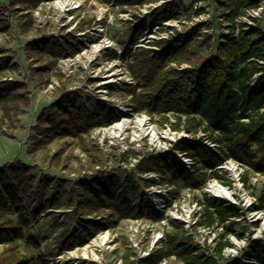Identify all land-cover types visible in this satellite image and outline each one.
Instances as JSON below:
<instances>
[{
    "label": "rangeland",
    "instance_id": "obj_1",
    "mask_svg": "<svg viewBox=\"0 0 264 264\" xmlns=\"http://www.w3.org/2000/svg\"><path fill=\"white\" fill-rule=\"evenodd\" d=\"M59 1L61 0H43L37 8L21 9L16 15L9 10L6 11V17L11 22V33L0 32V59L9 58L15 68L4 71L0 76V83L10 81L26 83L29 87L31 105L12 121L8 117L4 118L0 109V170L16 163L27 164L38 179L37 187L42 186L41 181L47 179L51 183L52 191L80 190L86 179L100 173L126 172L130 175L148 152L173 151L181 159L177 166L181 165L185 170L192 171L193 162L187 161L188 158L180 151V145L193 137L202 136L201 133H211L212 129L207 123H203L189 133L185 128L184 116L181 128L174 130L177 119L173 114L138 113L128 87L136 86L140 91L143 83L136 79L130 70L131 55L123 59L133 31L142 27L144 23H147V29L133 46L134 50L138 46L153 49L155 46H150L151 43L160 37L183 33L181 31L183 25L178 21L180 16L178 6L169 3L166 4L168 6L159 7L157 4L159 1L131 7L124 5L123 0H70L71 8L65 11L56 4ZM9 2L10 0H0V6H7ZM171 10L177 12L176 20L167 18ZM27 18L33 19V28L28 35H23L19 22ZM262 25L264 30V23ZM189 33L191 32H185L184 37ZM199 35L197 34L191 41L192 50L195 54L204 55L211 49L212 44L203 41ZM53 38L64 47V52L60 56L44 55L40 60L38 57L29 58L27 51L29 42ZM99 45L105 47L95 51ZM173 67L177 68L176 65ZM186 68H188L186 64L180 67ZM37 69L39 71H36ZM64 91H80L86 99L100 101L109 112L118 115L120 119L122 116L118 109L124 108L129 112L133 123L122 137L117 138L104 134L103 129L111 125L95 128L86 136L89 146L97 147L96 150H91L90 154L83 152L78 146V140L73 138H58L47 146H35L40 114L43 111L50 112ZM165 115L169 121L164 119ZM144 116L152 122L156 131L171 134L172 140L167 146L157 149L151 144L149 137L141 135L135 122ZM198 118L201 119L200 116ZM251 151L256 168H250L233 158H222L223 161L215 168V171L226 175L232 182L230 188L236 189L237 184L234 178L222 169V164L229 160L236 163L239 180L243 175L249 178L250 182L246 187L240 181L239 192L233 203L217 202L207 192L208 186L217 180L214 177L208 179L205 186L195 188L186 186L183 182L172 185L164 181L166 172L145 175L135 172L140 200L144 201V206L152 209L157 220L145 216L138 218L139 220L124 219L115 227L106 228L105 222L110 214L108 210L98 216L78 217L72 215L70 213L72 209L66 205L43 211L42 205L48 199L43 203L38 199L34 209L40 212V215L33 219L30 227L25 230L37 240V245L23 239L20 242V250L24 254L31 252L36 258L45 259L50 264H124L123 256L126 252H131L132 260L138 262L163 246L162 241L166 234L175 232L171 220H176L184 227V234L181 236L191 237L194 243L199 244L202 248L199 253L212 255L221 234L226 232L232 223L220 227L215 225L212 228L200 224L206 193L219 204L237 207L240 217L235 219L237 224L233 226V231L238 234H242L243 231L245 233L242 238H238L229 232L226 238L232 246L224 250L220 264L232 263L234 259H241L242 264H256L251 249L257 244L264 249V232L260 234L264 227L263 220H260L264 216V207L260 210L255 209L258 196L264 189V143L254 144ZM135 153L140 155L135 156ZM95 158L100 159L101 163H95ZM211 173L212 171H209V174ZM143 179L154 184L146 185ZM185 214H190L186 222L175 218V215L183 217ZM56 219H60L64 227H59ZM88 219L98 221L104 228L87 245L73 250L66 249L62 239L63 233L68 231L74 235L80 223ZM102 236H107L106 242L91 248L92 253L90 249L91 257L95 254L97 259L85 260L81 256V250ZM3 248L4 246H1L0 251ZM75 252L78 253L77 257L73 254ZM157 264L184 263L171 256L165 257Z\"/></svg>",
    "mask_w": 264,
    "mask_h": 264
},
{
    "label": "trees",
    "instance_id": "obj_2",
    "mask_svg": "<svg viewBox=\"0 0 264 264\" xmlns=\"http://www.w3.org/2000/svg\"><path fill=\"white\" fill-rule=\"evenodd\" d=\"M158 1L123 0V4L133 7ZM42 2L43 0H10L7 6H0V32L11 33V22L6 17V11L16 15L19 10L37 8ZM221 4L231 9L224 17L235 23L236 18L246 9L256 6L257 2L222 0ZM164 6L168 5L161 7ZM176 17L173 10L167 14V18ZM19 27L23 35H28L33 28V19L21 20ZM146 29L147 23H144L133 31L123 55V59L131 55L130 70L143 83L140 91L136 86H129L130 95L134 98L138 113L173 114L177 119L174 130L181 128L184 116L185 128L189 133L203 123L208 124L212 129L211 133L205 132L204 137H193L180 145V151L193 162L192 171L185 170L181 165L177 166L181 159L173 151L148 152L130 175L126 172L100 173L86 179L80 190L52 191L47 179L41 181L42 186L37 187L38 179L27 164L10 165L0 170V247L4 246L0 251V264H50L45 259L36 258L31 252L24 254L20 250L23 239L37 245V240L25 230L40 215L34 209L38 199L41 203L48 199L42 205L43 211L66 205L72 209L70 213L78 217L98 216L108 210L110 214L105 227L113 228L124 219L145 216L157 220L152 209L144 206V201L140 200L136 173L145 175L166 172L164 181L172 185L183 182L186 186L195 188L205 186L208 179L214 177L223 185L232 187V182L226 175L215 171L223 161L222 158H233L250 168H256L251 148L254 144L264 143V65L257 62L264 61V30L253 27L247 33L241 31L238 36L220 34L217 38L219 42H212L211 37H206L203 41L210 42L212 47L206 54L199 55L193 52L191 42L197 35V30L189 33V37H184V33H174L169 38L153 41L150 46L162 48L161 51L139 46L134 50L133 46ZM27 51L29 58L38 57L40 60L44 55L60 56L64 47L53 38L29 42ZM185 64L188 68L180 69ZM14 68L15 65L11 64L9 58L0 59V76L4 71ZM30 105L31 98L26 83H0V109L4 118L8 117L12 121ZM49 111H43L38 118L34 141L37 147L47 146L58 138H73L78 140V146L83 152L90 154L97 147L89 146L86 136L95 128L112 125L120 120L118 115L109 112L100 101L86 99L80 91H64L58 103ZM164 119L169 121L166 115ZM205 140L217 144L216 150L211 149ZM139 155L135 153V156ZM94 162L101 163L98 158ZM209 171L212 173L209 174ZM143 181L146 185L154 184L147 179ZM240 181L245 187L250 182L247 175L241 176ZM257 200L255 209L260 210L264 207V189ZM239 217L235 205L224 206L204 193V211L200 224L212 228L232 223L221 234L214 254L199 253L201 246L194 243L191 237L181 236L184 234L183 225L171 220L175 232L166 234L160 249L138 262L132 260L131 252H126L123 263L157 264L165 257L175 256L184 264H220L224 250L232 246L226 238L229 232L238 238L245 234L244 231L242 234L233 231V226L237 224L235 219ZM56 222L59 227H64L60 219H56ZM103 228L98 221L88 219L80 223L74 235L65 231L62 235L63 244L68 250L83 247ZM251 250L257 264H264L263 247L257 244ZM227 264H242V260L234 259Z\"/></svg>",
    "mask_w": 264,
    "mask_h": 264
},
{
    "label": "built area",
    "instance_id": "obj_3",
    "mask_svg": "<svg viewBox=\"0 0 264 264\" xmlns=\"http://www.w3.org/2000/svg\"><path fill=\"white\" fill-rule=\"evenodd\" d=\"M185 1L186 0H159V2L157 3L159 4V7L169 3L178 6L180 13L178 21L180 25H183V30H181L183 31V33L197 30V34H200V38L204 39V37L210 36L212 42H219L220 40H218L217 38L220 34H235L236 36H238L241 31L247 33L253 27H260L263 29L262 24L264 23V0H249L257 2V5L252 8L246 9L238 18H236L235 23L227 20L224 17L225 14H229L231 12V9L228 7H223V5L221 4L222 0ZM168 19L176 20L177 17ZM262 21L263 23L261 24ZM212 25H214V28H212ZM169 36L170 35H166L160 37V39L169 38ZM153 49L156 52L162 50V48L158 47H154ZM257 62L261 65H264V61ZM201 134L202 136H199L200 138L205 136L204 133ZM205 142L213 150H216V148L218 147L217 144L211 143L208 140H205ZM187 161L191 162V159L188 158ZM183 162L186 163V161Z\"/></svg>",
    "mask_w": 264,
    "mask_h": 264
},
{
    "label": "bare ground",
    "instance_id": "obj_4",
    "mask_svg": "<svg viewBox=\"0 0 264 264\" xmlns=\"http://www.w3.org/2000/svg\"><path fill=\"white\" fill-rule=\"evenodd\" d=\"M60 8L65 9V11H68L69 8H71L70 0H61L56 3ZM102 45H99L96 47L95 51H100L103 49ZM109 83V82H106ZM119 113L121 114L122 118L112 124L109 128H104V134L106 136H109L111 138H117L122 137L124 135V132L129 128V126L133 123L132 120L129 117V112L125 110L124 108L118 109ZM135 124L140 129L141 135L143 137H149L151 140V144L155 146L157 149L165 147L168 145V143L172 140L171 134L166 132L164 134L159 133L155 130V127L153 126L152 122L149 121V119L144 116L139 118ZM166 142V143H165ZM222 169L226 172H228L235 180L237 187L236 189L227 187L221 183H219L217 180H214L207 189V192L220 203H233L235 202V196L239 192V184L240 180L237 175V169H236V163H234L232 160H229L228 162L222 164ZM157 193V191H156ZM154 193V194H156ZM190 214H185V216L175 215V217L183 222H186L189 218ZM260 220H263L264 223V216ZM264 232V227L261 229L260 234ZM107 240V236H102L98 240L94 241L90 246H87L81 250V256L86 260H96L97 256L93 254V257L90 255V249L94 248L95 246H101L103 245ZM91 249V253H92ZM76 257L78 255L77 252L73 253Z\"/></svg>",
    "mask_w": 264,
    "mask_h": 264
}]
</instances>
